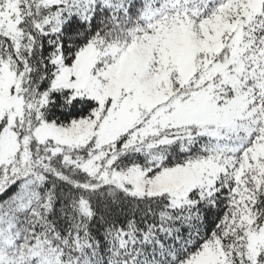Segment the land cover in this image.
<instances>
[{
    "label": "snow or ice",
    "instance_id": "6c2138e0",
    "mask_svg": "<svg viewBox=\"0 0 264 264\" xmlns=\"http://www.w3.org/2000/svg\"><path fill=\"white\" fill-rule=\"evenodd\" d=\"M0 264H264V0H0Z\"/></svg>",
    "mask_w": 264,
    "mask_h": 264
}]
</instances>
